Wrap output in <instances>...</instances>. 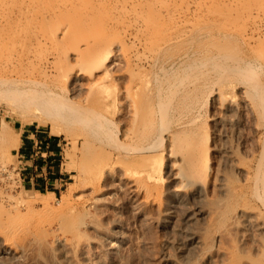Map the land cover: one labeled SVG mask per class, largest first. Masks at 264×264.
<instances>
[{"label": "rangeland", "instance_id": "374dc122", "mask_svg": "<svg viewBox=\"0 0 264 264\" xmlns=\"http://www.w3.org/2000/svg\"><path fill=\"white\" fill-rule=\"evenodd\" d=\"M49 1L35 0L27 12L14 0L0 12V90L51 88L90 121L68 126L70 140L51 139L49 126L22 120L0 102V120L20 138L19 148L11 136L0 150V264H169L167 253L179 264H264V0H77V7H94L57 10L54 22L40 17L52 15ZM93 55L97 62L87 60ZM232 97L250 105L232 112L240 120L235 128L217 120L219 102ZM34 131L57 144L55 154L41 155L40 144L31 156L20 154ZM171 138L181 143L177 149L188 146V154L181 149L192 162L207 151L212 159L198 169L189 164V180L207 184L195 200L190 181L172 179ZM227 146L233 163L219 153ZM46 162L53 169L43 173L53 171L57 181L44 187L35 166ZM209 167L225 174V191L212 183ZM187 199L210 211L189 227L181 222ZM157 207L178 230L157 223ZM249 208L263 222L247 232L262 237V252L251 237L238 243L232 227ZM187 230L200 240L191 253L183 251Z\"/></svg>", "mask_w": 264, "mask_h": 264}, {"label": "bare ground", "instance_id": "6f19581e", "mask_svg": "<svg viewBox=\"0 0 264 264\" xmlns=\"http://www.w3.org/2000/svg\"><path fill=\"white\" fill-rule=\"evenodd\" d=\"M14 1V0H0V12H3L4 14L6 12H8L9 10V7H10V3ZM21 1L22 3H26L28 5V7H26V10L27 12H32L34 11V8H33V2L35 0H19ZM86 1H89V0H86ZM85 2V4H83L82 7L80 8V6L77 7L78 3L76 4L75 2H77V0H50L49 3H50V6H52V15L51 16H44V15H41L40 17L43 19V20H46V21H52L54 22L55 19H57V16L58 14H56L57 10L58 12L62 11L63 8L64 9H67V10H71V13L75 10H79L80 9H85L87 7H89L90 3L88 2ZM95 1V0H93ZM92 1V2H93ZM101 0L98 1V4ZM105 1V0H104ZM127 1V0H125ZM124 0L122 2H125ZM137 1V0H136ZM143 1V0H142ZM146 1V0H145ZM152 0H148V2H150ZM96 2V1H95ZM93 2V3H95ZM103 2V1H101ZM131 2V0H130ZM155 2V1H154ZM97 3V2H96ZM118 3V2H117ZM121 3V2H120ZM135 3V2H134ZM140 3V2H139ZM119 4V3H118ZM127 4V3H126ZM131 4H133L131 2ZM138 4V3H137ZM80 5V4H79ZM95 5V4H94ZM135 5V4H133ZM139 5V4H138ZM93 6V5H92ZM92 6H90L91 8H93ZM77 7V8H76ZM74 8H76L74 10ZM88 9V8H87ZM86 10V9H85ZM84 10V11H85ZM69 11H66L67 13ZM83 11V10H82ZM88 11V10H87ZM155 11V10H154ZM166 11V9H165ZM73 12V13H74ZM65 13V12H64ZM70 13V12H69ZM155 13V12H154ZM157 13V12H156ZM155 13V15H157ZM237 13V11H236ZM235 13V17L237 16ZM61 13H59V16H60ZM135 14V13H134ZM164 14V13H163ZM160 15V13H159ZM162 15V14H161ZM169 15V14H168ZM168 15L166 17H168ZM170 15H172L170 13ZM169 15V16H170ZM231 15V14H230ZM239 15V13H238ZM241 15V14H240ZM58 16V17H59ZM137 15H135L136 17ZM174 16V15H173ZM162 17V16H161ZM177 17V16H176ZM233 17V18H235ZM48 18V19H47ZM179 18V17H178ZM238 18V17H237ZM241 18V17H240ZM135 19V18H134ZM142 19H144V22H146L145 18L142 17ZM169 19V18H168ZM177 19V18H176ZM183 19V18H182ZM225 19H228V18H225ZM179 20V19H178ZM6 21V19H4V22ZM176 21V20H175ZM220 21V20H219ZM229 21V20H228ZM224 24L227 22L225 21L224 22V19L222 21ZM229 22H232V21H229ZM181 23V22H180ZM223 23L221 26H223ZM228 23V22H227ZM66 24L68 26H65V28H63V31L66 32V31H69L70 27H69V23L66 22ZM149 24V23H148ZM147 24V25H148ZM153 28H155L154 26H156L157 24H153L151 22ZM146 24H144V28ZM181 25V24H180ZM184 25V24H183ZM255 25V23H254ZM1 26V24H0ZM182 26V25H181ZM226 26L228 27V25L226 24ZM147 27H150L149 25ZM161 27V26H160ZM225 27V25H224ZM231 27V26H230ZM256 27V26H255ZM254 27V28H255ZM151 28V29H153ZM157 28V27H156ZM163 28V27H162ZM161 28V30H162ZM171 28V27H170ZM175 28V27H174ZM67 29V30H66ZM158 29V28H157ZM157 29H153V31L157 30ZM184 29V27L182 28ZM181 29V30H182ZM226 29V27H225ZM257 29V27H256ZM256 29L254 30H250L251 32H249L250 34L247 35V41L249 40H252L254 37V32H256ZM142 30V28H141ZM145 30V29H144ZM172 30V29H171ZM170 30V31H171ZM180 30V29H179ZM146 31V30H145ZM151 33L153 34L152 30H150ZM167 31V30H166ZM169 31V30H168ZM169 31V32H170ZM174 31V30H172ZM176 31V30H175ZM183 31V30H182ZM182 31H178V34ZM140 32V31H138ZM156 32V31H155ZM164 32V31H162ZM169 32H164V33H169ZM241 32V31H240ZM238 32V33H240ZM244 32V30H243ZM148 33V32H147ZM151 33H148V35H150ZM177 33V32H176ZM186 32L183 31L182 34L186 35L185 34ZM142 34V33H141ZM151 36L153 37V39L155 40L156 37L158 38V36L160 35H156V37H154L153 35H155V33ZM165 34V35H166ZM173 34V33H172ZM65 35V34H64ZM62 35V36H64ZM164 35V34H163ZM175 35V34H174ZM151 36H149V41L148 43L150 45H156L155 43L157 42H154L153 39H150ZM168 36V35H167ZM173 36V35H172ZM171 36V37H172ZM176 36V35H175ZM179 36V35H177ZM176 36V37H177ZM187 36V35H186ZM242 36V35H241ZM240 36V38H241ZM244 36V35H243ZM181 37H184L181 35ZM188 38V37H186ZM239 38V37H238ZM182 39V38H181ZM243 39V38H242ZM148 40V39H147ZM175 40V38H174ZM180 40V39H179ZM185 40V39H184ZM246 40V39H245ZM244 40V41H245ZM255 40L257 41V38H255ZM152 41V42H151ZM176 41V40H175ZM246 42V41H245ZM251 42V41H250ZM248 42V43H250ZM177 43V41H176ZM244 43V42H243ZM247 43V42H246ZM247 43V44H248ZM255 43V42H253ZM252 43V44H253ZM147 44V42H146ZM158 44V43H157ZM245 44V43H244ZM153 45V47H154ZM161 45V44H160ZM250 45V44H249ZM148 46V44H147ZM156 47V46H155ZM158 47V46H157ZM252 47V45H251ZM250 47V48H251ZM256 48V46H254ZM151 49V48H150ZM154 49V48H153ZM152 49V50H153ZM252 51H253V47L251 48ZM256 50V49H255ZM156 51V50H154ZM153 51V52H154ZM260 51V49H259ZM153 52H150V54ZM260 52H263L264 51H260ZM263 53H262V56H263ZM157 54V53H156ZM259 54V52L257 53ZM95 56V55H93ZM155 56V55H154ZM220 56H223L222 54ZM218 56V58L220 57ZM225 56V55H224ZM96 56L94 58L92 57H88L87 60H90L89 62H92V61H96L97 62V59L95 60ZM222 58V57H221ZM227 58V57H226ZM263 59V58H262ZM88 62V63H89ZM87 63V62H86ZM93 63V62H92ZM99 63V62H98ZM98 63H97V67L99 68L101 65L98 66ZM85 64V63H84ZM96 64V63H94ZM100 64V63H99ZM86 65V64H85ZM88 67V64L86 65ZM249 65H246V68L248 67ZM89 67H93L92 66H89ZM88 67V68H89ZM0 68H2V66L0 65ZM92 68H89V69H92ZM96 68V67H95ZM244 67V69H246ZM249 69V68H248ZM1 70V69H0ZM85 70V69H84ZM239 70H241V68H239ZM243 70V69H242ZM86 71V70H85ZM88 71V72H87ZM86 72L89 73V70H87ZM61 72V71H60ZM63 72H65L63 70ZM238 73H240V71H237ZM242 72V71H241ZM58 73H59V70H58ZM62 73V72H61ZM67 73V72H66ZM60 76V75H59ZM64 76V73L63 75ZM68 76V73L66 75V78ZM251 76V75H250ZM252 77V76H251ZM65 78V76H64ZM248 78H246V81H247ZM1 82V81H0ZM27 82V81H26ZM249 82V81H248ZM13 83V82H12ZM253 82H251L252 84ZM16 83H14L15 85ZM248 84V83H247ZM251 84H248V87H251L252 88V85ZM255 86V87H254ZM254 88H256V85H253ZM221 93H219L220 95ZM224 94L222 93V96ZM221 96V95H220ZM227 96V95H226ZM229 96V95H228ZM246 97V96H245ZM240 98V97H239ZM247 100H249V98H241L240 100H235L233 97L232 98H227V99H222L221 102H219V107H218V110H219V116L217 118V120L219 122H221L220 124H224L225 126L227 127H231V128H235L239 125V121L237 116L235 114H232V112H238L240 110H246L250 107V105H248L249 103H247ZM251 100V99H250ZM0 102L3 104V105H6L9 110L11 112H15L18 117H20L22 120L27 119L31 122V123H36V125H41V124H45L47 126H49V137L51 139H54V138H59V137H63L64 139L66 140H70V136H68V132L67 131V128L68 126H74V125H80V124H87L89 123L90 119L89 117L84 114V111L82 112L80 107L76 106L74 103L70 102L66 97H64L63 95H61L60 93L56 92L55 90L53 89H47L46 91L44 92H37V91H31V90H27L26 88H12L11 86L10 87H6L2 90H0ZM252 102V100L250 101ZM146 110V109H145ZM243 111V112H244ZM139 113V109L137 106L133 105V116L134 117H137V114ZM140 113H141V110H140ZM143 114V117L144 116V113ZM140 115V114H139ZM27 117V118H26ZM140 117V116H139ZM26 123V122H25ZM223 125V126H224ZM42 126V125H41ZM71 128V127H69ZM69 130V129H68ZM130 134L132 133H129V131L125 133V138H128L130 137ZM133 135V134H132ZM12 136V138H11ZM15 136V137H14ZM11 138L10 140H13V137H14V146L16 148H19L20 146V138L18 136V134H14L13 135V131L11 129V127L9 126L8 122H6V120L4 118H2L0 120V150L2 148V146H4L3 144H5V141L6 139L8 138ZM134 137V135L132 136ZM131 137V138H132ZM173 140V138H171ZM170 139V140H171ZM9 140V139H8ZM129 140H131L129 138ZM171 140V141H172ZM176 141L173 140V143H171L169 141V143H171L172 145L171 146V149L169 151V157L170 158H175V161L171 164V173H172V179L177 182V184H179L180 186H185V185H188L189 183V179L191 178L189 176V164H193L194 162H192L191 159L188 158V156L186 155L187 152V148L188 146L186 147H179V144L181 145V143L178 144L177 147L176 144H175ZM177 143V142H176ZM175 145V146H174ZM181 148L185 149L186 153L184 152V150H182ZM233 149L229 146L225 147L224 149H221L219 151V153L222 155V156H225L227 160H229L230 162H232L234 160V151H232ZM188 154V153H187ZM264 157V155H263ZM179 158V160H178ZM189 160V161H188ZM212 159L210 158V155L208 154V151L206 152L205 155H203L198 161H196V163H194L192 166L194 168H197L198 167H201L202 165L203 166H207L210 161ZM233 163V162H232ZM209 176L210 178L212 179V183L216 186V188L218 189L219 192H223L225 191V186H226V182H225V174L222 172V171H218V170H213L211 167H209ZM150 177H156L155 175H152L150 174ZM192 180V179H191ZM195 180H193V183L192 181H190L191 185L195 186V192L193 194V200L196 199V197H199L198 195L201 194V192L206 188L207 184L205 185V183H201L202 181H196L194 182ZM263 183V181H262ZM264 187V186H263ZM141 187L140 186H136L135 187V190H134V194L132 196V199L134 198V195L135 194H138V192L140 191ZM136 197V196H135ZM259 200H261L262 202H264V190L262 191V193L259 195ZM135 199V198H134ZM133 199V200H134ZM190 199V198H189ZM189 199L187 200H184L183 202V206H185V211H184V220L181 221L183 222V224H186L188 227L190 226V223L193 222V220L195 221L196 220V217L197 216H207V215H210V211L199 206L195 201H190L189 202ZM150 202L148 201H144V204H149ZM154 202H152L150 205H152ZM135 207V206H134ZM134 207H133V210H134ZM159 208V207H157ZM260 215H258L257 212H255L253 209H243L239 212V217H238V220L235 221L234 223H232V227L237 230L238 232V243H243L248 237H251L252 241H253V248L254 250L257 252V251H260L262 252V242H263V239L262 237H257L256 235H251V234H247L248 231H260L262 229V226H263V222L260 220L259 218ZM171 218L169 214H167L166 211H161L160 208L158 209V216L156 218V221L158 224H160L161 226L163 227H167V226H170L171 224V232L174 233V230H178V226L175 225L172 221H171ZM195 218V219H194ZM146 222V220H145ZM147 223V222H146ZM181 230V226L179 227V231ZM253 231V232H254ZM185 240H184V244H183V248L186 253H191L193 251H195L199 245H200V240L197 236L196 233H193L191 232V230H187L185 232ZM166 243L168 245H171L172 243H174L173 239L170 237V240L167 239ZM164 260L165 262L169 263V264H179L176 256L174 254H170V253H167V254H164ZM209 262L210 264H216L215 261L211 260V258L209 259Z\"/></svg>", "mask_w": 264, "mask_h": 264}, {"label": "crops", "instance_id": "0c3cea01", "mask_svg": "<svg viewBox=\"0 0 264 264\" xmlns=\"http://www.w3.org/2000/svg\"><path fill=\"white\" fill-rule=\"evenodd\" d=\"M35 132V135L31 134V135H28L26 138L27 141L26 142V146H23L21 145L20 147V154L23 155V156H27V155H30L32 153H34V149L35 147L37 146V144H40V146L42 147H38L37 149H43V153H41V155H44L45 153L48 154V156H50L51 154H55V151H56V147H57V144L54 143V141H46L47 139H44L42 138V140L40 139V136L38 135V132L37 131H34ZM31 156V155H30ZM47 162L46 163H42L40 164V166H35V168H39L41 169V173L40 175H35V178H39V179H35V182H40L42 184V186L44 187H47V185H51L53 184L55 181H57V178H53L51 176V174H53V171H48V175L44 174V167H47ZM47 169H53L52 167H47Z\"/></svg>", "mask_w": 264, "mask_h": 264}]
</instances>
